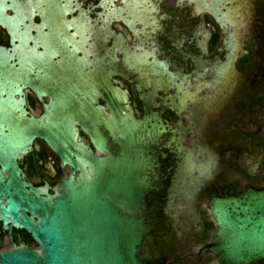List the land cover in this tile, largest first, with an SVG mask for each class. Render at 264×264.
Masks as SVG:
<instances>
[{
  "label": "flooded vegetation",
  "instance_id": "1",
  "mask_svg": "<svg viewBox=\"0 0 264 264\" xmlns=\"http://www.w3.org/2000/svg\"><path fill=\"white\" fill-rule=\"evenodd\" d=\"M5 54L1 79L29 116L65 103L109 120L120 104L145 121L159 136L153 250L161 264H216L212 199L264 183V0H0ZM17 163L50 193L74 170L40 137ZM15 245L38 242L0 219V251Z\"/></svg>",
  "mask_w": 264,
  "mask_h": 264
},
{
  "label": "water",
  "instance_id": "2",
  "mask_svg": "<svg viewBox=\"0 0 264 264\" xmlns=\"http://www.w3.org/2000/svg\"><path fill=\"white\" fill-rule=\"evenodd\" d=\"M4 56L0 70L11 67ZM1 78L0 219L26 227L38 246L0 251V264H161L153 250L161 211L148 202L157 186L151 151L158 134L120 104L109 120L83 118L65 103L29 116L24 99L15 97L21 89ZM116 95L125 93L116 88ZM78 124L99 153L78 138ZM37 137L74 168L54 193L21 178L17 159ZM189 162L183 157L180 179ZM210 212L216 229L208 246L216 264H264V183L214 197Z\"/></svg>",
  "mask_w": 264,
  "mask_h": 264
}]
</instances>
